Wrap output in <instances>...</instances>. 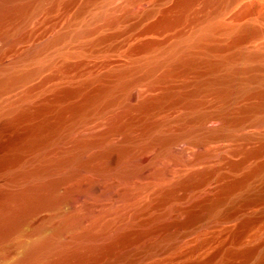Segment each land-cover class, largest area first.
Wrapping results in <instances>:
<instances>
[{
  "label": "rangeland",
  "instance_id": "obj_1",
  "mask_svg": "<svg viewBox=\"0 0 264 264\" xmlns=\"http://www.w3.org/2000/svg\"><path fill=\"white\" fill-rule=\"evenodd\" d=\"M30 3L0 24V211L54 185L0 264H264V107L236 94L264 62L226 83L225 65L135 68L204 21L247 28H219L214 60L264 44V0Z\"/></svg>",
  "mask_w": 264,
  "mask_h": 264
},
{
  "label": "bare ground",
  "instance_id": "obj_2",
  "mask_svg": "<svg viewBox=\"0 0 264 264\" xmlns=\"http://www.w3.org/2000/svg\"><path fill=\"white\" fill-rule=\"evenodd\" d=\"M32 0H0V24L6 18H15L25 13L31 5ZM237 0H222L226 6L232 5ZM29 6V7H28ZM29 11V10H28ZM27 11V12H28ZM221 28L228 35L236 36V43H240L244 38V31L246 26L241 23L226 24L217 21H204L200 23L196 29L190 34L180 37L171 46L164 49L160 54L152 55L146 61L136 65L135 68L143 67L147 74H152L158 68L169 67L170 70L182 69L190 70L197 68L200 64L208 65L212 70L219 69L221 66H226V72L217 77L214 83L230 82L234 75L242 69L250 68L251 61L264 62V44L254 48H239L220 60H214L212 57L213 44L211 41L216 35L217 30ZM127 73L121 74L117 87H128L134 83V78H131ZM13 74H9L6 79L0 80V84H10L14 81ZM250 80L256 81L257 87H252L248 82ZM247 82L243 83L236 94H252L259 97L251 107L262 108L264 107V78L250 76L246 79ZM0 85V86H1ZM110 87L104 91L109 94L115 87ZM3 87V86H1ZM200 87V86H199ZM200 89V88H199ZM222 93H226V97H233L234 94L227 92V88L222 86L219 88ZM103 93V94H104ZM172 95L171 91L164 92L162 95L155 98H145L141 106L151 107L156 104L162 103L165 99ZM53 184V183H52ZM52 184L42 185L39 192L28 190L19 196L18 203H6V207L0 211V233L7 232L11 228L19 225L29 212H33L41 204L51 200L52 194L50 188ZM31 212V213H32ZM40 245L35 243L31 246L29 252L34 253L39 249Z\"/></svg>",
  "mask_w": 264,
  "mask_h": 264
}]
</instances>
